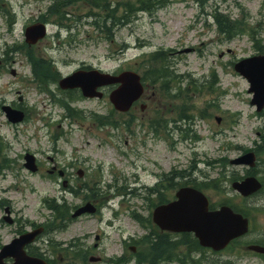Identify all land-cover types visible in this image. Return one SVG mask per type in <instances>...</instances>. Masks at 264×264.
<instances>
[{"label": "rangeland", "instance_id": "rangeland-1", "mask_svg": "<svg viewBox=\"0 0 264 264\" xmlns=\"http://www.w3.org/2000/svg\"><path fill=\"white\" fill-rule=\"evenodd\" d=\"M122 1L127 0H113L112 8ZM130 1L136 4L138 0ZM169 1L170 4L163 9L152 14L140 12L131 17L130 23L118 25L111 43L106 40V32L93 26V19H88L89 9L81 4L67 9L69 20L66 24L71 28L63 30L53 18L47 17L52 0H4L0 7V106L19 105L22 97V104L30 114L26 123L15 127L10 125L0 108V139L8 147L7 157L12 164L11 170L0 179V201L13 209L12 217L19 221L13 225L2 221L6 214L4 207L0 208V249L17 237L20 229H30L28 222L39 225L53 219L52 212L45 207V200L56 199L58 204L66 201L72 207L81 204V198H75L62 187L64 178L49 176L48 171L53 167L57 168L55 175L66 170L65 178L72 186L77 184L76 172L82 169L86 171V180L98 183L102 195H114L113 201L107 202L119 209L120 220L115 225L122 228L113 231L108 227L107 222L113 213L111 208L105 207L98 216L71 222L66 230L43 235L34 247L54 264H82L71 258L78 249L71 248L70 244L77 240L81 241L78 248L83 244L82 249L90 252L89 257H104L106 261L121 256L122 237L139 238L146 232L133 221L131 213L139 214L144 220L152 213V205L144 200L151 195L145 190L139 194L138 189L142 186L148 190L154 188L170 173L182 176L175 182L180 186L198 184L205 177L212 180L218 176L221 170L210 166L216 160H234L244 154L245 149H256L261 150L257 152V176L264 182V115L260 116L251 106L250 84L234 70L236 63L257 55L258 51L246 28L245 34L229 41L219 34L213 19L214 12L218 11L230 21L244 22L248 30L254 29L255 34L264 38V0H217L204 5L201 0ZM122 11L121 8L119 16ZM40 17L48 21V35L31 47L32 52L52 60L61 77L83 68L109 74L140 70L143 75V64L149 55L165 51L171 55L172 70L182 82L176 85V89L179 86L184 89L190 79L198 80L200 84L212 82L215 73L218 80V85L214 86L216 92L191 96V108L187 107L185 114L193 119L177 124L187 132L175 129L176 112H171L181 105V101L170 102L159 93V88L145 93L141 102L147 107L145 111L141 110L139 103L124 117L118 114L112 117L119 123L117 129L100 128L92 117L109 116L114 110L108 90L102 100L86 99L79 91L61 90L57 83L49 86L52 94L40 91L34 82L32 67L21 48L26 45V27L39 22ZM11 18L15 22L10 27L7 20ZM124 45L127 49L122 52ZM15 47L18 51H13ZM188 50L193 53H185ZM172 93L175 94L176 90ZM59 100L69 101L84 118H66L67 112L57 103ZM205 109L204 118H201L200 111ZM217 117L222 119L220 123ZM153 120L161 121L156 123L163 127H157L158 132L150 127ZM26 153L36 157L41 167L38 173L25 168ZM246 171L244 167L229 163L226 173L243 177ZM109 185L113 187L109 188ZM225 187L230 189L229 183H225ZM121 188L126 194L137 189L138 196L127 195L122 201L124 194H116V189ZM204 193L211 203L218 204L231 198L235 205L248 211L253 228L244 243L256 241L264 235V192L244 203L229 190L218 194L205 189ZM174 194V190L165 191L164 198L171 200ZM153 202L156 206L159 199L154 198ZM255 209L257 212L251 214ZM197 258L202 264L220 262L219 256L210 252ZM223 258L236 260L238 264H262L240 245ZM88 264L92 263L89 261Z\"/></svg>", "mask_w": 264, "mask_h": 264}, {"label": "water", "instance_id": "water-1", "mask_svg": "<svg viewBox=\"0 0 264 264\" xmlns=\"http://www.w3.org/2000/svg\"><path fill=\"white\" fill-rule=\"evenodd\" d=\"M46 36L44 25H35L26 31L27 43L36 44ZM237 72L247 78L251 83V92L255 93L252 105L258 107V111L264 108V56L254 57L243 60L235 66ZM121 83L122 86L112 93L111 101L119 111L126 112L132 104L140 98L143 93V87L140 83V77L135 73H123L119 77L103 75L98 71L89 73L79 72L61 81L60 86L63 89L82 88L86 97H102L97 92L101 86ZM7 116L13 123L23 120L24 115L21 112L12 111L10 108H4ZM27 165L32 171L33 160L28 159ZM232 164L255 166V156L253 153L247 154ZM233 188L244 197H248L261 189V184L255 178H247L241 183H234ZM179 200L167 206H161L154 213V221L163 230L173 232L193 231L196 233L200 243L204 247L213 248L216 251L224 249L233 239L238 238L248 232V221L241 215L235 214L230 208H222L220 211H209L207 199L200 193L191 189H184L178 193ZM9 212V210H6ZM85 212H94L90 205L80 210L77 215ZM6 220L12 223L11 220ZM39 229L33 233L22 235L15 239L10 245L5 246L0 252V264L5 263V259L13 258V264H47L41 259L32 258L25 252V247L36 239L42 233ZM257 252L264 250L253 247Z\"/></svg>", "mask_w": 264, "mask_h": 264}, {"label": "trees", "instance_id": "trees-1", "mask_svg": "<svg viewBox=\"0 0 264 264\" xmlns=\"http://www.w3.org/2000/svg\"><path fill=\"white\" fill-rule=\"evenodd\" d=\"M77 1L79 0H60L49 8V13L52 16H55L57 23L63 26L64 21L68 20L66 16L67 11L65 9H67L68 6L75 5ZM209 1L211 0H203V3H207ZM83 3L87 4L91 9L89 16L91 15L95 19L93 21V26L98 29L101 28V30L106 32V39L109 42H113V31L116 27H118V24H121L122 20L128 23L130 21L129 19L139 11L155 12L167 6L169 4V0H138L136 4L132 3L131 1L124 3L118 2L114 8H112L113 0H83ZM121 8L123 9V12L121 16H119L118 13ZM93 11H96V13ZM128 14L131 16L127 17ZM213 17L219 33L229 41H232L236 37L245 34L244 28H246L247 33H250L252 36V39L255 43V48L264 54V38H261L255 34L254 29L251 28V30H248V27L244 22L240 23L236 20L230 21L228 16L220 14L219 12H216ZM28 57L31 65L33 66L35 76L40 82H57L60 79L59 73L54 69L51 62L37 58L31 53H28ZM167 61L168 59L164 57L163 53L158 52L151 55L148 60V69L144 74L145 80L150 81L152 84H161L162 87H170V84L174 81V76L171 70V65ZM205 89L209 93H212L214 90L213 85H208L207 88L205 86ZM163 91H165L167 96L171 97L169 90L163 89ZM188 99V94H186L181 99L183 102V107L181 108L182 111L184 110V106L187 104ZM65 106L69 110L70 115H72V112H75L67 105ZM201 112H206V110ZM76 115H78V113H76ZM3 152L4 147L2 143H0V176L3 175L6 170L10 169L9 163L6 162L5 157H3ZM217 164L218 167L222 169V171L219 173L218 178L207 183L206 187L216 191H221L223 190V181L228 178V174L226 173L228 161L227 159L220 160L217 162ZM233 179H235V175H233ZM49 209L56 213V217L61 216L62 219H64L65 215L68 213V211L65 209V206L50 205ZM238 211L241 213H246L242 209H239ZM135 217L139 218L138 216ZM159 241V243L153 244L149 250H144L145 255H140L141 257L138 258V264H159L160 262L168 261L167 259L173 254L172 247L165 237H162ZM195 251H200L197 242L191 246L190 252ZM30 253L32 255L41 257V255L38 254L35 249H31ZM149 255L150 257L147 258ZM77 256L80 259H84L83 254H79Z\"/></svg>", "mask_w": 264, "mask_h": 264}, {"label": "bare ground", "instance_id": "bare-ground-1", "mask_svg": "<svg viewBox=\"0 0 264 264\" xmlns=\"http://www.w3.org/2000/svg\"><path fill=\"white\" fill-rule=\"evenodd\" d=\"M83 2V0H79L75 3V5H78L79 3Z\"/></svg>", "mask_w": 264, "mask_h": 264}, {"label": "flooded vegetation", "instance_id": "flooded-vegetation-1", "mask_svg": "<svg viewBox=\"0 0 264 264\" xmlns=\"http://www.w3.org/2000/svg\"><path fill=\"white\" fill-rule=\"evenodd\" d=\"M23 109V108H22ZM258 258L260 259V261L262 262L263 261V263L262 264H264V259L263 258H261V257H259L258 256Z\"/></svg>", "mask_w": 264, "mask_h": 264}]
</instances>
